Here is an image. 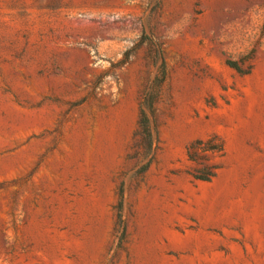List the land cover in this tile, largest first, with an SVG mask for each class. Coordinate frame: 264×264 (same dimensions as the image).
I'll return each mask as SVG.
<instances>
[{
    "label": "rangeland",
    "instance_id": "1",
    "mask_svg": "<svg viewBox=\"0 0 264 264\" xmlns=\"http://www.w3.org/2000/svg\"><path fill=\"white\" fill-rule=\"evenodd\" d=\"M0 264H264V0H0Z\"/></svg>",
    "mask_w": 264,
    "mask_h": 264
},
{
    "label": "trees",
    "instance_id": "2",
    "mask_svg": "<svg viewBox=\"0 0 264 264\" xmlns=\"http://www.w3.org/2000/svg\"><path fill=\"white\" fill-rule=\"evenodd\" d=\"M162 82L156 80L145 95L144 102L141 106V120L140 128L144 141L147 143L148 148L151 149L154 140V129L152 128L151 118L155 116L156 104L160 93ZM213 141L198 142L193 145L189 150L190 159L198 162L202 168L198 171L195 178L199 181L209 182L216 176V167L207 164V154L221 152L223 150L222 144L212 146Z\"/></svg>",
    "mask_w": 264,
    "mask_h": 264
}]
</instances>
